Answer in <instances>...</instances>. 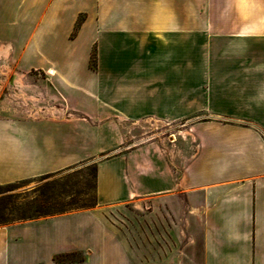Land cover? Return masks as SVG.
Segmentation results:
<instances>
[{
  "label": "crops",
  "instance_id": "obj_1",
  "mask_svg": "<svg viewBox=\"0 0 264 264\" xmlns=\"http://www.w3.org/2000/svg\"><path fill=\"white\" fill-rule=\"evenodd\" d=\"M0 1L18 74L60 102L0 117V183L91 160L96 198L0 225V264H264V0ZM145 120L190 122L195 154L139 140ZM136 201L140 247L109 219Z\"/></svg>",
  "mask_w": 264,
  "mask_h": 264
},
{
  "label": "rangeland",
  "instance_id": "obj_2",
  "mask_svg": "<svg viewBox=\"0 0 264 264\" xmlns=\"http://www.w3.org/2000/svg\"><path fill=\"white\" fill-rule=\"evenodd\" d=\"M17 10V1H0V28H7L15 25V14ZM9 45L0 42V46ZM20 65L17 63L15 54L9 51L6 55H0V117L3 116H23L26 111H33L34 107L48 105L54 107V110L60 108L58 100H50L49 95L35 96L33 91V81L42 80L45 84V76L37 70L32 69L29 73L31 77L21 78ZM18 76L19 78H17ZM43 91L48 92L46 87H42ZM191 123L181 121L177 123L175 128L166 130L161 123L154 121H141L136 126L139 140L154 139L159 144L172 146L175 151V161L187 162L197 150V140L192 136L190 131ZM94 162L91 160L82 161L80 163L69 166L53 173L40 182L30 181L20 187L18 190H29L35 185L43 184L45 181L53 182L56 192L65 191L66 194L61 197L64 200H70L67 195H72L77 202L86 203L85 206L74 208H92L94 204ZM72 210V209H71ZM146 205L136 201L133 205L127 204L122 211L111 212L109 219L114 224L117 222L122 224V228L127 235L132 238L133 242L140 246L146 245ZM158 214V213H157ZM160 217V214H159ZM119 225V224H118ZM161 230V227H157ZM159 245L161 243L159 242ZM83 255V254H82ZM81 255H78L80 257Z\"/></svg>",
  "mask_w": 264,
  "mask_h": 264
},
{
  "label": "trees",
  "instance_id": "obj_3",
  "mask_svg": "<svg viewBox=\"0 0 264 264\" xmlns=\"http://www.w3.org/2000/svg\"><path fill=\"white\" fill-rule=\"evenodd\" d=\"M82 19V15L79 16L71 35L76 33L77 29L81 25ZM94 56L95 52L93 50L92 57L94 58ZM91 66H94L92 62ZM93 171L94 204H96L95 164ZM55 172L45 173L33 178L20 179L8 183H0V225L63 213L74 208L85 206L86 203L83 202L79 204L77 200L70 194L67 195L70 200H64L61 196L66 194L65 191H60L57 193L53 182L45 181V183L41 185L37 184L29 190H18L20 187L30 181L40 182ZM78 255L81 256L78 257ZM84 258L85 257L82 255V253L76 251L55 254L53 256V259L59 263L82 261Z\"/></svg>",
  "mask_w": 264,
  "mask_h": 264
},
{
  "label": "bare ground",
  "instance_id": "obj_4",
  "mask_svg": "<svg viewBox=\"0 0 264 264\" xmlns=\"http://www.w3.org/2000/svg\"><path fill=\"white\" fill-rule=\"evenodd\" d=\"M9 51V45L0 46V55H6ZM19 78L18 76H16Z\"/></svg>",
  "mask_w": 264,
  "mask_h": 264
}]
</instances>
